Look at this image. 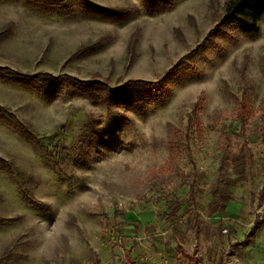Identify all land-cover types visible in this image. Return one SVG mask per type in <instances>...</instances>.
<instances>
[{"label":"rangeland","instance_id":"rangeland-1","mask_svg":"<svg viewBox=\"0 0 264 264\" xmlns=\"http://www.w3.org/2000/svg\"><path fill=\"white\" fill-rule=\"evenodd\" d=\"M56 1L0 0V68L38 78L0 73V110L37 135L0 120V264H264V25H221L226 0Z\"/></svg>","mask_w":264,"mask_h":264},{"label":"trees","instance_id":"trees-1","mask_svg":"<svg viewBox=\"0 0 264 264\" xmlns=\"http://www.w3.org/2000/svg\"><path fill=\"white\" fill-rule=\"evenodd\" d=\"M52 1V3H58L56 0H45ZM152 2H155L156 0H150ZM53 3V4H54ZM162 4L164 6L171 5V0H163ZM85 8L92 14L95 15H102L106 12H109L111 17H117L121 18V15H117L116 12H110L107 9L101 8V7H95L89 3L87 5L85 4ZM115 13V14H114ZM221 25L228 26V27H234L240 34L247 36V37H257L260 33V27L264 25V0H226V3L224 5V16L221 19ZM139 36V33H135L132 38L131 47H130V55L134 57L135 52V46L137 43V38ZM87 47L81 48L79 51L86 50ZM6 72L7 77L14 81L17 84L26 83V82H32L37 80L38 78L30 76V75H24L21 73H16L13 71H10L6 68H0V73ZM39 76V75H38ZM49 76V75H46ZM1 77V75H0ZM6 77V78H7ZM54 81H60L61 79H53ZM132 82V81H131ZM135 84H143L144 81H133ZM132 84V83H131ZM125 88V86H124ZM123 87L116 89V90H107L104 94V99L102 101V105L106 106H128L131 103V97L128 94L126 88ZM245 109H243L240 113V119H241V132H246V126L247 121L244 115ZM0 120L4 121L5 123L10 124L14 129L18 130L20 134L28 139V140H35L36 133L35 131L29 127V125L25 123H12L7 119V117L4 115V113L0 110ZM91 125V126H90ZM174 129V136L170 140V154L171 158L174 159L178 155V153L182 150V147H188L189 145V138L188 136L182 135L181 131H178V129ZM98 131H93L92 124L87 125V131H91V137L94 139H99L100 131L101 129H97ZM1 163H5L4 160L0 159ZM220 171V178L224 179L227 176V158L226 155L222 159V165L219 169ZM28 195V194H27ZM27 201L30 203V205L39 211L43 213H50L51 207L42 201L34 198L33 196L28 195ZM198 236V235H197ZM179 253L181 256L188 261V264H200L198 259L194 258L188 251H186L184 248L179 247ZM125 264H136V261L130 256V251L127 252V259Z\"/></svg>","mask_w":264,"mask_h":264},{"label":"crops","instance_id":"crops-1","mask_svg":"<svg viewBox=\"0 0 264 264\" xmlns=\"http://www.w3.org/2000/svg\"><path fill=\"white\" fill-rule=\"evenodd\" d=\"M199 236V235H198ZM183 248V247H182ZM179 250V249H178ZM186 250V249H185ZM130 251V256L132 257V251L131 250H127L126 251V255H127V252ZM187 251V250H186ZM189 252V251H188ZM190 253V252H189ZM191 254V253H190ZM181 255V254H180ZM192 255V254H191ZM193 256V255H192ZM133 258V257H132ZM183 258V257H182ZM134 259V258H133ZM136 261V259H134ZM188 262V261H187ZM200 263V262H199Z\"/></svg>","mask_w":264,"mask_h":264},{"label":"built area","instance_id":"built-area-1","mask_svg":"<svg viewBox=\"0 0 264 264\" xmlns=\"http://www.w3.org/2000/svg\"><path fill=\"white\" fill-rule=\"evenodd\" d=\"M121 206H122V204H120ZM142 264H144V263H142Z\"/></svg>","mask_w":264,"mask_h":264}]
</instances>
